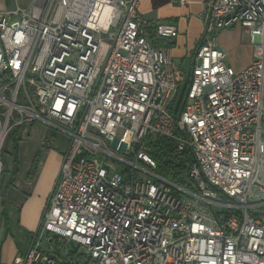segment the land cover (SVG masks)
<instances>
[{"label": "built area", "instance_id": "obj_1", "mask_svg": "<svg viewBox=\"0 0 264 264\" xmlns=\"http://www.w3.org/2000/svg\"><path fill=\"white\" fill-rule=\"evenodd\" d=\"M138 5L0 10V184L17 126L42 121L70 137L30 247L11 264H79L80 249L82 264H264V0H209L189 72L155 43L177 27H150ZM234 24L253 45L241 71L217 41ZM157 136L193 156L186 183L157 172Z\"/></svg>", "mask_w": 264, "mask_h": 264}, {"label": "crops", "instance_id": "obj_2", "mask_svg": "<svg viewBox=\"0 0 264 264\" xmlns=\"http://www.w3.org/2000/svg\"><path fill=\"white\" fill-rule=\"evenodd\" d=\"M30 1L0 0V10L26 7ZM208 1L139 0L138 11L150 27L160 21L177 27L175 38H162L160 43L170 46L171 56L187 72L192 68L204 34L203 13ZM217 41L226 51V64L236 71L243 70L252 61L253 45L248 30L240 24L221 29ZM183 64L189 65V71ZM262 105L264 109V91ZM11 138L14 153L8 157L0 184V264H11L16 256L29 249L70 144L64 130L42 121L23 123Z\"/></svg>", "mask_w": 264, "mask_h": 264}, {"label": "trees", "instance_id": "obj_3", "mask_svg": "<svg viewBox=\"0 0 264 264\" xmlns=\"http://www.w3.org/2000/svg\"><path fill=\"white\" fill-rule=\"evenodd\" d=\"M155 43L161 44L160 40L155 41ZM187 87L188 84L184 86L183 91L174 99L175 108L173 114L175 118H178L182 109L184 93ZM21 125L17 126L15 131L20 129ZM149 145L150 153L157 163V172L177 184L182 185L186 183L185 174L188 171V165L194 162V158L190 152L179 150L174 140L164 136H157L153 142L149 141ZM16 150L17 145L15 144Z\"/></svg>", "mask_w": 264, "mask_h": 264}, {"label": "rangeland", "instance_id": "obj_4", "mask_svg": "<svg viewBox=\"0 0 264 264\" xmlns=\"http://www.w3.org/2000/svg\"><path fill=\"white\" fill-rule=\"evenodd\" d=\"M25 2L27 0H24ZM21 6H24V5H21ZM14 9V8H13ZM183 66L185 67V69H187L189 71V65L187 64H183ZM184 87L181 88V90L183 91ZM172 106H174V104H172ZM14 133V132H13ZM12 133V134H13ZM11 134V135H12ZM11 135L7 138L6 140V143H5V149L3 150V154H2V160H3V172L2 173V176H1V182L3 181L4 177H5V172L4 169L6 170L7 168V165H8V162H9V156L12 154V151L14 153V143L12 141V138H11ZM0 191H1V185H0ZM41 247L48 251L49 250V243L48 241L43 238L42 240V243H41ZM77 248V244H73L71 243L68 247L69 250H75ZM58 250H59V254L63 257L66 256V248H65V244H64V241L61 240L59 243H58ZM81 252L82 250L80 249L79 251V255H76V256H79L80 257V260L78 261L79 264H82L83 263V259H82V255H81Z\"/></svg>", "mask_w": 264, "mask_h": 264}]
</instances>
